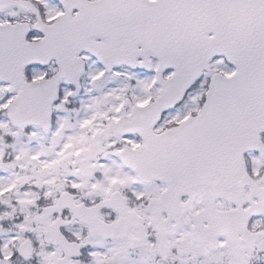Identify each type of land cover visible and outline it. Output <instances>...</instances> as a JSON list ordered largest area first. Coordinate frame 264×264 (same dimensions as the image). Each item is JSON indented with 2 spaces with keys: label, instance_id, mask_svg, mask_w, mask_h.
<instances>
[{
  "label": "snow or ice",
  "instance_id": "6c2138e0",
  "mask_svg": "<svg viewBox=\"0 0 264 264\" xmlns=\"http://www.w3.org/2000/svg\"><path fill=\"white\" fill-rule=\"evenodd\" d=\"M0 264H264V0H0Z\"/></svg>",
  "mask_w": 264,
  "mask_h": 264
}]
</instances>
